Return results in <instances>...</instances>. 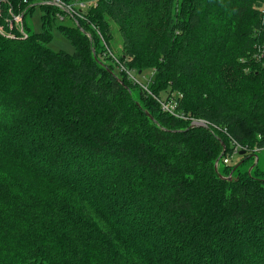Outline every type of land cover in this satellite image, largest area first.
<instances>
[{
    "label": "trees",
    "instance_id": "16d2710c",
    "mask_svg": "<svg viewBox=\"0 0 264 264\" xmlns=\"http://www.w3.org/2000/svg\"><path fill=\"white\" fill-rule=\"evenodd\" d=\"M42 1L0 0L23 7L0 32V264H264V0H60L79 17ZM66 17L72 53L48 48ZM123 220L164 235L166 257Z\"/></svg>",
    "mask_w": 264,
    "mask_h": 264
},
{
    "label": "rangeland",
    "instance_id": "374dc122",
    "mask_svg": "<svg viewBox=\"0 0 264 264\" xmlns=\"http://www.w3.org/2000/svg\"><path fill=\"white\" fill-rule=\"evenodd\" d=\"M177 2L180 1V0H176ZM5 2V1H4ZM91 2V1H90ZM1 9V8H0ZM23 11V7L19 6L16 10L12 9V8H8L7 9V16L5 15H2L1 14V10H0V32L2 34H6V35H15V32L17 30L21 31L22 29V25L20 24L21 20H22V12ZM43 9L41 7H34L33 11L31 12V14L27 15V21L30 23V26L32 28V32L33 33H40L42 31V16H43ZM174 18H176V15H174ZM72 20L69 19V18H64L62 20L60 19H54V22L51 24V35H52V38H51V41L48 43V48L53 50V51H59V50H62V51H65L67 53H72L73 52V46L71 44V42L66 39L65 37H63L59 31H58V27L59 26H64V27H69L72 25ZM6 25V27H4ZM112 33H113V44L112 45V49L114 51L115 54L119 53V50H120V41H121V38H120V35H119V32L116 30H112ZM157 38V37H156ZM177 38V37H176ZM178 40L176 41H172L169 43V46L170 45H175L177 43ZM164 43V39L163 38H157L155 40V42H153V44L155 45V49L152 50V49H147L145 50L143 56L141 57V62L138 63V66L137 68L139 69H142L144 70V77L146 75H149L151 76V74L155 73L153 71H151V69H155L154 66L155 65H159L162 62V60L164 59V56H161V55H157L155 53V50L157 51L158 48H160V45ZM232 44V43H231ZM230 44V45H231ZM234 46V44H233ZM232 46V47H233ZM9 55V54H7ZM10 56V55H9ZM245 61H250L249 60V57L245 58ZM152 67V68H151ZM130 68V67H128ZM126 67V69H128ZM136 68V67H135ZM134 69V68H133ZM247 69V68H246ZM1 72V71H0ZM151 73V74H149ZM1 74H3L1 72ZM0 82H2V79L0 80ZM175 93V92H174ZM170 91V94H173L174 96H176V94H174ZM133 94L134 95H137V92L136 91H133ZM159 104L160 103H163L162 101H159L158 102ZM146 111V110H145ZM196 121H193L192 123H190V125H193ZM257 151V149H256ZM257 153L260 155L259 157V164L261 166V169L264 170V151H257ZM240 154L237 153L236 155L234 156H224L223 157V160L225 163H228L229 161H233L234 159V163L235 162H238L240 160ZM221 157L218 156V158L216 159L217 160V166L218 167V163H221L220 162V159ZM255 159L253 160V165L255 164V162L258 161V157L255 156L254 157ZM228 160V161H227ZM232 163V164H234ZM222 165V164H221ZM250 167V166H249ZM249 167L247 168V171H249ZM32 172L33 174H36V173H40V172H44V171H38L36 167H33L32 168ZM13 171H12V167H11V163H10V159L8 158L6 161L4 162H1L0 163V179L3 178V176H10V177H13ZM25 173L29 174V175H32L34 176L33 174H31L29 171H26ZM35 179H38V177L34 176ZM44 179H45V174L43 175ZM223 177V176H222ZM225 178H228L230 177V179L232 178V174H231V171L230 173L227 175V176H224ZM51 177H48L46 181V183L48 182V187L51 188V186H53L54 182L50 180ZM5 180V184L6 185H9V180L6 178L4 179ZM28 194H33L35 195L37 193V190L29 187V185L25 184L24 183V186H22ZM49 192V191H48ZM47 198H48V195H47ZM107 209H110V208H107ZM17 218V217H16ZM134 221L130 220H123L121 221V223L125 224L126 226H128L129 228H132L133 231H136V233L138 234V239H141V240H146V243L149 244H154L155 245V253H160L162 254V256L166 257V253H165V239L166 237L164 235H160V234H156V235H152L151 237H146V234L142 233V230L143 228L140 227L139 230L141 231H138L136 228H133V223ZM194 259H197L198 258V253L197 252H194L192 253ZM152 259V257H151ZM159 262H155L154 264H158Z\"/></svg>",
    "mask_w": 264,
    "mask_h": 264
},
{
    "label": "built area",
    "instance_id": "2783aa9c",
    "mask_svg": "<svg viewBox=\"0 0 264 264\" xmlns=\"http://www.w3.org/2000/svg\"><path fill=\"white\" fill-rule=\"evenodd\" d=\"M44 4H52V5H56L58 6L59 8H62L64 9L65 11L71 13L72 15H75V16H78L79 17V13H80V10L79 8L83 7L84 5L82 3H79L78 4V8H74L72 5H67L65 3H63L62 1L60 0H43L42 1ZM123 67V65H122ZM124 68V67H123ZM127 71V70H126ZM128 78H133L131 76V73H129V70L128 72H126ZM134 79V78H133ZM160 107L161 109L164 111V112H169V113H172V106L169 104V103H160Z\"/></svg>",
    "mask_w": 264,
    "mask_h": 264
},
{
    "label": "bare ground",
    "instance_id": "6f19581e",
    "mask_svg": "<svg viewBox=\"0 0 264 264\" xmlns=\"http://www.w3.org/2000/svg\"><path fill=\"white\" fill-rule=\"evenodd\" d=\"M242 150H241V148L238 146V145H234L233 146V149H232V153H230L229 155L230 156H234V155H236L237 153H239V154H242V153H240ZM228 179V178H227Z\"/></svg>",
    "mask_w": 264,
    "mask_h": 264
},
{
    "label": "water",
    "instance_id": "95a60500",
    "mask_svg": "<svg viewBox=\"0 0 264 264\" xmlns=\"http://www.w3.org/2000/svg\"><path fill=\"white\" fill-rule=\"evenodd\" d=\"M40 3L42 4L43 2H40ZM192 126H203V127H206L201 121L195 122ZM240 153H243V151H241ZM216 166H217V160L215 161V168H216ZM228 180H230V177H228Z\"/></svg>",
    "mask_w": 264,
    "mask_h": 264
}]
</instances>
